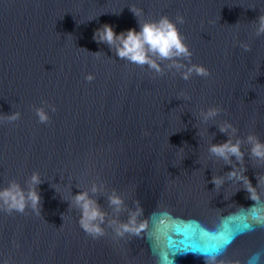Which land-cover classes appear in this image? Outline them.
<instances>
[{"label": "water", "instance_id": "95a60500", "mask_svg": "<svg viewBox=\"0 0 264 264\" xmlns=\"http://www.w3.org/2000/svg\"><path fill=\"white\" fill-rule=\"evenodd\" d=\"M261 15L264 0H0V117L21 113L0 122V190L40 180L39 215L0 211V264H205L203 251L217 248V264H264V226L239 179L264 207V159L248 140L264 144ZM161 16L192 53L173 58L179 69L158 57L161 72L129 63L93 38L105 24L119 34ZM193 65L211 75L184 79ZM42 106L48 124L35 115ZM209 109L218 114L205 119ZM229 139L242 160L209 151ZM81 192L105 213L100 239L80 226ZM138 208L148 229L115 238L112 222Z\"/></svg>", "mask_w": 264, "mask_h": 264}, {"label": "clouds", "instance_id": "9594fccd", "mask_svg": "<svg viewBox=\"0 0 264 264\" xmlns=\"http://www.w3.org/2000/svg\"><path fill=\"white\" fill-rule=\"evenodd\" d=\"M131 12L137 18L143 16L142 9L130 8ZM139 22V31L136 29H128L124 32L117 34L111 25L105 24L101 29H98L94 33V40L98 43H106L111 47L115 48L116 55L121 60H127L129 63L143 66L147 64L150 68L155 69L157 72L162 70L159 68L157 62L153 57H158L161 61L173 60L174 57L184 56L188 58L191 56V52L188 46L184 43V37L176 27V23L170 20L167 16H161L157 21L145 20L142 23ZM177 23L183 24V16L177 15ZM256 35H264V15L258 18ZM241 47L245 51H250V48L246 44H242ZM170 67H176L177 69L184 67L181 64L173 63ZM192 72L198 75L208 77L211 73L203 65H193L183 73V78L188 79ZM85 79L89 82L95 79L94 75L88 74ZM47 108L52 112L56 111V108L52 105H47ZM218 114V109H209L205 114V119L214 117ZM35 115L38 117L40 124H48L50 122V116L45 107L35 108ZM21 118V113L16 112L8 117H0V122L4 120L8 122L18 121ZM232 126L225 124L221 127L222 132H227ZM235 133V129H232ZM249 143L253 145L252 155L258 159H264V144L260 143L259 140L254 136L248 137ZM209 151L224 159L226 162H231L230 157L235 156L237 160H242L243 154L240 151V141L237 140L233 144L232 140L229 139L222 145H213ZM230 177H236L237 172L233 171L229 173ZM239 179L244 180L246 184V190L250 194V199L255 204L249 208L251 212V219L256 224L264 226V207L259 206L260 196L256 189L247 181L242 175ZM40 182L38 174H33L31 178V186L27 192H25L19 184L11 183L8 188L0 190V211L6 212L9 215L15 213L24 214L26 208L30 207L33 212L39 215V195L35 189V185ZM213 183L219 184L220 180L214 178ZM95 191V188H93ZM75 203L80 207L82 211V218L80 220V226L84 230L85 234L90 236L93 240L100 239L105 236V231L100 227V224L104 222L105 213L100 211L95 201L91 200L87 192H81L75 197ZM110 203L115 205L117 211L123 201L115 194L110 197ZM142 212L138 208L136 212L131 214V218L126 224L115 225V238H123L125 234L133 236H140L142 232H145L149 227L150 219L139 220ZM151 233H149L150 235ZM230 243V241H228ZM221 249L217 248L211 253L203 251L205 258V264H217V256ZM219 264H224V261H219Z\"/></svg>", "mask_w": 264, "mask_h": 264}]
</instances>
